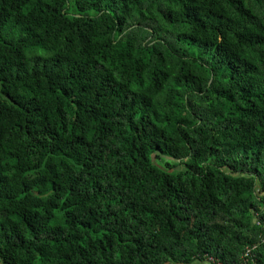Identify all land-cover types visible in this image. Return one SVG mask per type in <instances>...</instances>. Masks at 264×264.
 I'll list each match as a JSON object with an SVG mask.
<instances>
[{
	"label": "trees",
	"instance_id": "obj_1",
	"mask_svg": "<svg viewBox=\"0 0 264 264\" xmlns=\"http://www.w3.org/2000/svg\"><path fill=\"white\" fill-rule=\"evenodd\" d=\"M196 263L264 264V0H0V264Z\"/></svg>",
	"mask_w": 264,
	"mask_h": 264
},
{
	"label": "built area",
	"instance_id": "obj_2",
	"mask_svg": "<svg viewBox=\"0 0 264 264\" xmlns=\"http://www.w3.org/2000/svg\"><path fill=\"white\" fill-rule=\"evenodd\" d=\"M255 247L248 248L247 252H246V255L248 256L252 252V250L255 249ZM217 264H221V263H217Z\"/></svg>",
	"mask_w": 264,
	"mask_h": 264
},
{
	"label": "rangeland",
	"instance_id": "obj_3",
	"mask_svg": "<svg viewBox=\"0 0 264 264\" xmlns=\"http://www.w3.org/2000/svg\"><path fill=\"white\" fill-rule=\"evenodd\" d=\"M205 264H208V263H205Z\"/></svg>",
	"mask_w": 264,
	"mask_h": 264
},
{
	"label": "crops",
	"instance_id": "obj_4",
	"mask_svg": "<svg viewBox=\"0 0 264 264\" xmlns=\"http://www.w3.org/2000/svg\"><path fill=\"white\" fill-rule=\"evenodd\" d=\"M196 264H198V263H196Z\"/></svg>",
	"mask_w": 264,
	"mask_h": 264
}]
</instances>
